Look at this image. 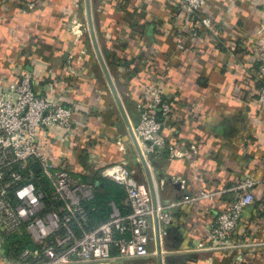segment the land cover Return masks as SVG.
I'll return each mask as SVG.
<instances>
[{"label":"crops","instance_id":"0c3cea01","mask_svg":"<svg viewBox=\"0 0 264 264\" xmlns=\"http://www.w3.org/2000/svg\"><path fill=\"white\" fill-rule=\"evenodd\" d=\"M199 14L207 28L178 48L177 0H0V91L30 73L37 94L73 108L71 129L44 147L98 182L91 203L106 194L105 183L120 193L99 204L88 230L107 221L112 206L130 211L124 189L102 179L99 167L126 164L151 192L157 187L163 205L264 177V108L253 76L264 60V0H208ZM161 77L176 123L164 134L195 152L139 161L137 105L145 85ZM252 195L236 232L243 248H202L214 216L233 201L226 194L173 210L155 256L123 260L113 248L107 264H264V187Z\"/></svg>","mask_w":264,"mask_h":264},{"label":"built area","instance_id":"2783aa9c","mask_svg":"<svg viewBox=\"0 0 264 264\" xmlns=\"http://www.w3.org/2000/svg\"><path fill=\"white\" fill-rule=\"evenodd\" d=\"M177 1L183 26L176 44L182 48L185 36L198 39L207 28L199 11L208 0ZM253 76L258 85L257 101L264 108V60ZM137 110L139 121L132 136L139 161L164 153L170 160L191 158L194 145L187 151L177 138L164 134L169 123L170 129L176 123L171 120L174 103L164 97L163 77L145 85ZM74 113L73 108L37 94L30 73L0 91V264H107L113 248L123 260L150 258L162 246L173 210L226 194L232 195L233 201L214 216L207 246L202 248L239 249L247 244L236 238V232L245 209L255 204L252 191L264 187V177L248 176L230 188L184 196L163 205L157 187L151 192L124 163L97 171L102 179L124 189L129 213L122 214L112 206L109 219L88 230V205L95 198L98 182L85 177L70 161L58 163L43 144L56 142L58 130H70ZM41 132L50 136L41 141ZM12 237L29 238L35 247H12L8 242Z\"/></svg>","mask_w":264,"mask_h":264},{"label":"trees","instance_id":"16d2710c","mask_svg":"<svg viewBox=\"0 0 264 264\" xmlns=\"http://www.w3.org/2000/svg\"><path fill=\"white\" fill-rule=\"evenodd\" d=\"M106 186V194L102 196H97L95 202L96 203H90L88 205L89 209V220L92 218V216L98 211L99 204H106L110 202L111 200L118 201L117 198H114V195H119V191L116 189V186H114L112 183H105ZM98 185L96 188V191L98 189ZM108 194V195H107ZM95 199V198H94ZM110 216V215H109ZM109 216L107 219H109ZM106 222V221H105ZM9 244L13 247V245H17L19 249H25V248H34V243L26 237H12L8 240Z\"/></svg>","mask_w":264,"mask_h":264},{"label":"rangeland","instance_id":"374dc122","mask_svg":"<svg viewBox=\"0 0 264 264\" xmlns=\"http://www.w3.org/2000/svg\"><path fill=\"white\" fill-rule=\"evenodd\" d=\"M83 34H89V29L87 24H85V26L83 27Z\"/></svg>","mask_w":264,"mask_h":264},{"label":"water","instance_id":"95a60500","mask_svg":"<svg viewBox=\"0 0 264 264\" xmlns=\"http://www.w3.org/2000/svg\"><path fill=\"white\" fill-rule=\"evenodd\" d=\"M90 32H91V28H90ZM91 34H92V33H91ZM91 36H92V38H93V34H92ZM92 42H93V44H95L94 39H92Z\"/></svg>","mask_w":264,"mask_h":264}]
</instances>
